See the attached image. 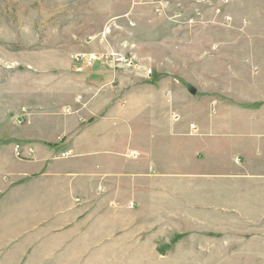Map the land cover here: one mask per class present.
Here are the masks:
<instances>
[{
	"label": "rangeland",
	"instance_id": "1",
	"mask_svg": "<svg viewBox=\"0 0 264 264\" xmlns=\"http://www.w3.org/2000/svg\"><path fill=\"white\" fill-rule=\"evenodd\" d=\"M233 1L0 0V264H264V240L249 239L250 225H242L240 239H228L183 225L159 230L153 217L117 215L109 225H83L74 245L63 240V224L44 222L53 209L40 195L9 200L17 164L34 156L16 138L39 107L70 100V71L88 59L109 72L122 69L125 82L138 80L144 90L133 98L145 107L138 125L146 136L168 134L171 121H188L197 133V126L219 123L230 111L239 118L240 110L263 108L251 101L264 96L254 94L260 74L249 49L234 44ZM79 56L86 58L77 62ZM63 111L72 114L71 107Z\"/></svg>",
	"mask_w": 264,
	"mask_h": 264
},
{
	"label": "crops",
	"instance_id": "2",
	"mask_svg": "<svg viewBox=\"0 0 264 264\" xmlns=\"http://www.w3.org/2000/svg\"><path fill=\"white\" fill-rule=\"evenodd\" d=\"M228 12L237 25L235 47L249 49L260 74L254 94L263 97L264 0H234ZM81 66L69 74L70 100L54 110L39 107L16 138L34 156L17 164L9 200L40 195L53 209L44 222L63 224V240L74 245L83 225H109L117 215L153 217L159 230L183 225L228 239H240L242 225H250L249 239L264 240V98L251 100L263 108L240 110L239 118L230 111L215 125L197 126V133L188 121H171L168 134L146 136L138 125L145 107L133 98L144 90L138 80L125 82L122 69ZM67 107L72 114L64 113Z\"/></svg>",
	"mask_w": 264,
	"mask_h": 264
},
{
	"label": "built area",
	"instance_id": "3",
	"mask_svg": "<svg viewBox=\"0 0 264 264\" xmlns=\"http://www.w3.org/2000/svg\"><path fill=\"white\" fill-rule=\"evenodd\" d=\"M168 5H169V3H167V4H165L164 5V7L166 8V9H168ZM220 10H222V8H220V7H218V9H217V12H220ZM167 10H164V9H162V10H159V11H157L159 14H161V15H163V14H165V12H166ZM202 17V14L201 13H197V15H196V17L195 18H201ZM193 22V19H190L189 20V23H192ZM86 58V57H85ZM85 58H84V56H79V57H77V62H83L84 60H85ZM94 58H92V59H88L87 61H86V66L87 67H92L93 66V64H94ZM16 150H17V155H19L18 153H19V151L18 150H20V147H17L16 148ZM32 154H34V150H33V148H29L28 150H27V155H32ZM63 157H66V155H62ZM133 208V205L131 204V205H129V209H132Z\"/></svg>",
	"mask_w": 264,
	"mask_h": 264
},
{
	"label": "water",
	"instance_id": "4",
	"mask_svg": "<svg viewBox=\"0 0 264 264\" xmlns=\"http://www.w3.org/2000/svg\"><path fill=\"white\" fill-rule=\"evenodd\" d=\"M190 93L194 95L196 93L195 89L194 88H190Z\"/></svg>",
	"mask_w": 264,
	"mask_h": 264
}]
</instances>
